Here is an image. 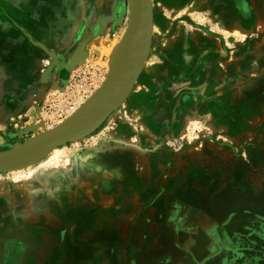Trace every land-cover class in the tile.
<instances>
[{
	"label": "rangeland",
	"instance_id": "1",
	"mask_svg": "<svg viewBox=\"0 0 264 264\" xmlns=\"http://www.w3.org/2000/svg\"><path fill=\"white\" fill-rule=\"evenodd\" d=\"M30 1L0 0V14L4 5L17 10L22 3L30 11ZM42 1L51 11L61 0ZM77 2L76 40L57 36L62 41L55 49L11 27L13 37L19 34L42 56L25 73L16 53L0 51V155L63 125L108 84L126 46L132 1ZM151 7L149 53L120 105L31 166L0 173V259L17 250L9 242L19 240L30 252L27 264H78L80 248L95 251L119 224L149 225L151 212L157 211L156 226L160 216L172 214L176 221L179 213L195 211L201 225L213 228V208L229 204L222 224L227 228L242 214V198H256L264 163V61L248 54L261 45L258 35L241 32L250 18L249 0H151ZM69 19L64 9L52 23ZM6 24L0 21V35ZM82 46L86 60L71 64ZM247 222L241 217L237 223L243 235H225L246 243L247 264H264V254L251 245L256 237L264 240V221L246 232ZM234 256L246 264L241 253Z\"/></svg>",
	"mask_w": 264,
	"mask_h": 264
},
{
	"label": "crops",
	"instance_id": "2",
	"mask_svg": "<svg viewBox=\"0 0 264 264\" xmlns=\"http://www.w3.org/2000/svg\"><path fill=\"white\" fill-rule=\"evenodd\" d=\"M39 3L37 0H31L27 4V6L33 7L30 11L24 3L18 5L19 9L17 8V10L11 5H4L0 14L1 24L7 22L5 34L0 35V51L16 53L18 68H26L25 73H28L29 67L36 68L34 61L41 58L42 55L37 49L31 47L26 39H21L19 34L17 35L18 39L13 37L17 34L12 29L15 25L19 30H27L35 40L45 43L48 48L55 49V44L60 39L62 41V37L57 39V36L65 35L67 42L76 40V31L81 18H79V13L75 15V19L73 18L74 12H78L82 6L81 3L77 4V0H64L63 2L61 0L57 4L58 6L56 5L51 11L48 9L50 5L48 1ZM36 6H43V13L38 11ZM64 9L67 13L70 12L69 23L68 21L60 24L52 23L63 13ZM249 9V21L242 25L241 32L246 37L258 35L255 42L261 43V45L248 54L250 57L255 56L264 61V0H249ZM28 11L30 15L26 14ZM23 13H25L26 19H24ZM44 13L46 17H44ZM8 20L13 22L12 25ZM61 26L64 29L60 28ZM62 30L66 33L58 35L57 33ZM261 71L264 73V68ZM262 90L261 93L264 96V87ZM258 170L262 172L263 176L257 179L256 198H242L240 205L245 204L241 208L243 209L242 216L232 217L227 228L222 224L228 217L229 204L222 208H213V213L210 216V219L215 222L213 228L205 226L204 223L201 225L200 215L195 216V211H189L187 215L179 213L176 221L171 216L172 214L160 216L162 223L160 226H156L154 222L157 220V211H155L151 212L153 221L149 225L140 224V222L130 227L119 224L112 228L111 240L108 239L102 244L98 243L95 251L88 248L90 245L84 249L80 248L78 264H105V261H108V264H221L223 261H227V264H241V261L234 256L239 253L242 255L241 260L247 264L251 255L247 251L248 247L242 248L246 246V243L237 240L234 244L225 233L233 231L235 234L243 235L236 229L241 217L248 219L246 232L250 229L248 225L257 223L259 219L264 221V163L259 165ZM245 199H247L246 202ZM207 204L210 206L211 202H207ZM247 215H251L253 218ZM207 219L209 218H206V221ZM186 223L189 225L188 227H185ZM262 230H264V226ZM256 234L262 233L258 230ZM251 245L257 249L256 252H259V255L264 254L263 239L256 237L255 241L252 240Z\"/></svg>",
	"mask_w": 264,
	"mask_h": 264
},
{
	"label": "water",
	"instance_id": "3",
	"mask_svg": "<svg viewBox=\"0 0 264 264\" xmlns=\"http://www.w3.org/2000/svg\"><path fill=\"white\" fill-rule=\"evenodd\" d=\"M131 1L133 12L126 36V46L120 50L121 58H117L108 78V84L84 110L63 125L16 152L0 155V173L31 166L49 151L71 142L95 128L120 105L144 67L153 31L151 0ZM85 60L86 54L83 46L70 58L71 64H82ZM53 67L54 64L43 74V81H46Z\"/></svg>",
	"mask_w": 264,
	"mask_h": 264
},
{
	"label": "flooded vegetation",
	"instance_id": "4",
	"mask_svg": "<svg viewBox=\"0 0 264 264\" xmlns=\"http://www.w3.org/2000/svg\"><path fill=\"white\" fill-rule=\"evenodd\" d=\"M9 244L17 246V250L14 249L15 250L14 252H9L8 255L6 254L5 255L6 257L4 260L0 259V264H8V263L14 262V261L16 264H22V262L27 264L28 260H29L27 258H28L29 253H30L29 250H27V247H25L27 245L24 244L22 241H19V240H12L9 242Z\"/></svg>",
	"mask_w": 264,
	"mask_h": 264
},
{
	"label": "bare ground",
	"instance_id": "5",
	"mask_svg": "<svg viewBox=\"0 0 264 264\" xmlns=\"http://www.w3.org/2000/svg\"><path fill=\"white\" fill-rule=\"evenodd\" d=\"M120 53H118V55H117V57H116V60H117V58H119L120 57V55H119ZM81 58H82V56H81ZM116 60H115V62H116ZM115 62H114V64H115ZM114 66V65H113ZM111 75V74H110Z\"/></svg>",
	"mask_w": 264,
	"mask_h": 264
}]
</instances>
